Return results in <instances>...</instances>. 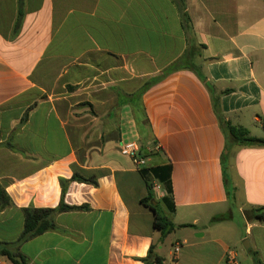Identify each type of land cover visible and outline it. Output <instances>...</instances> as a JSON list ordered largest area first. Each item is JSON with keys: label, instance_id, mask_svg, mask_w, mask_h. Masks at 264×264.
Wrapping results in <instances>:
<instances>
[{"label": "crops", "instance_id": "1", "mask_svg": "<svg viewBox=\"0 0 264 264\" xmlns=\"http://www.w3.org/2000/svg\"><path fill=\"white\" fill-rule=\"evenodd\" d=\"M218 116L264 139V0H0V264H264V147Z\"/></svg>", "mask_w": 264, "mask_h": 264}, {"label": "trees", "instance_id": "2", "mask_svg": "<svg viewBox=\"0 0 264 264\" xmlns=\"http://www.w3.org/2000/svg\"><path fill=\"white\" fill-rule=\"evenodd\" d=\"M184 22L187 21V16L183 11ZM198 78L205 82V78L200 74L199 71H195ZM207 89L211 92V87L206 84ZM215 108L217 104L214 103ZM218 121L220 125L229 133V135L236 141H239L244 146L250 147H264V139L250 137L244 129L240 127H233L228 122H225L220 116H218ZM71 181H77L80 183L91 184L96 186V182L93 179H85L81 176L74 174L69 180L60 179L61 187V201L59 205L54 209H36L33 207H27L23 209L24 214V225L23 231L19 238V242H24L34 237H37L48 231H55L58 228L54 224V216L58 213L71 212V211H88L89 207L87 205L82 206H67L63 203V196L65 194L66 188ZM151 187L148 186L150 191ZM151 199V193L148 192L146 199L143 202L149 201ZM154 213V228L160 232L162 238L170 234L174 229V225L171 221L158 212L154 207H150ZM251 216L258 222H264V208L253 209ZM1 255L6 256L13 264H17L14 256L11 255L6 250L1 252ZM143 264H161V259L153 254V246L150 247L148 255L142 260Z\"/></svg>", "mask_w": 264, "mask_h": 264}, {"label": "built area", "instance_id": "3", "mask_svg": "<svg viewBox=\"0 0 264 264\" xmlns=\"http://www.w3.org/2000/svg\"><path fill=\"white\" fill-rule=\"evenodd\" d=\"M122 155L127 156L131 159L133 165L139 169L145 166V159L139 153L134 144L122 145L120 148ZM180 245H176L174 248V254L179 251ZM226 262L228 264H240L232 251L227 252Z\"/></svg>", "mask_w": 264, "mask_h": 264}, {"label": "water", "instance_id": "4", "mask_svg": "<svg viewBox=\"0 0 264 264\" xmlns=\"http://www.w3.org/2000/svg\"><path fill=\"white\" fill-rule=\"evenodd\" d=\"M244 247H246V246H244Z\"/></svg>", "mask_w": 264, "mask_h": 264}]
</instances>
